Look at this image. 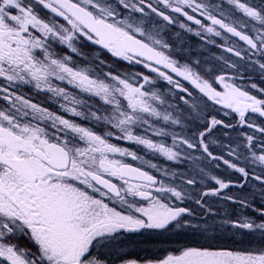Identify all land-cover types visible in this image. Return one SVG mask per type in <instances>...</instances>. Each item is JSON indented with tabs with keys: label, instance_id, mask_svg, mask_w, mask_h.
<instances>
[{
	"label": "snow or ice",
	"instance_id": "obj_1",
	"mask_svg": "<svg viewBox=\"0 0 264 264\" xmlns=\"http://www.w3.org/2000/svg\"><path fill=\"white\" fill-rule=\"evenodd\" d=\"M253 75L264 0H0V264H115L144 230L198 239L143 264H264Z\"/></svg>",
	"mask_w": 264,
	"mask_h": 264
},
{
	"label": "flooded vegetation",
	"instance_id": "obj_2",
	"mask_svg": "<svg viewBox=\"0 0 264 264\" xmlns=\"http://www.w3.org/2000/svg\"><path fill=\"white\" fill-rule=\"evenodd\" d=\"M45 14H46V13H44L43 11H41V15H45ZM191 43L196 44L197 41H196L195 39H191ZM89 51H92V48H91L90 46L84 48V52L87 53V52H89ZM115 67H117V68L120 69V70H125V69L127 68V66H126L125 64H123V63H119V62L116 63ZM130 70H132V71H145L144 69L139 68L138 66H137L136 68H134V69H130ZM251 82L257 83L260 87H264V83H261L260 80H259L255 75L252 76ZM161 86H162V87L164 86L163 83H161ZM248 90H249L252 94H254V95H259V94H258L257 92H255L254 90H251V89H248ZM24 91H25L26 93H28V94H32V93L29 91L28 88H24ZM35 99L38 100V101H40V102H42V103H44L45 106L54 107V105H49V104H48L47 99H46V97H45L43 94H40V95H38V96H35ZM214 114H216L218 118H220V119H225L226 121H232V120L234 119V115H233V116L225 117V116H223L222 113H220V112H218V111L215 112ZM251 118H252L253 120H256L257 122H259V119H258V117H257L256 115H253ZM177 130H178V129H177ZM245 131H250V130L245 129ZM113 142H118V141H113ZM119 143H121L122 146H130V147H131V145H128L126 142H119ZM161 161H162V159L160 158L159 160H156V161H154V162L162 163ZM128 162H130V163H138V162H133V161H131L130 159H129ZM162 164H163V163H162ZM173 166H174V165H173ZM237 238H238V237H237ZM177 246H180V244H178ZM177 246H176V247H177ZM239 247H242V245H239L238 248H239Z\"/></svg>",
	"mask_w": 264,
	"mask_h": 264
},
{
	"label": "rangeland",
	"instance_id": "obj_3",
	"mask_svg": "<svg viewBox=\"0 0 264 264\" xmlns=\"http://www.w3.org/2000/svg\"><path fill=\"white\" fill-rule=\"evenodd\" d=\"M170 142V141H169ZM162 159V158H161ZM161 162H164L163 159ZM170 163V162H169ZM150 237L154 238L157 242V244L159 245H174L176 243L169 241L168 239H163V234L160 232V231H156V230H146L145 231ZM136 237V236H134ZM133 239V237H132ZM229 239H230V234H224L222 235L217 241L216 243L220 244V245H224L225 243H229ZM132 240L130 242H124L122 241V243H120V245H118V250L117 252L118 253H126V252H129L131 251V249H134V244L135 242H132ZM188 242H191L190 240L188 241H185V243H188ZM203 242V241H201ZM143 243V242H142ZM235 244V243H234ZM144 245V244H143ZM237 245V247L239 246L238 244H235ZM121 262V261H120ZM119 262V263H120ZM116 264V263H115Z\"/></svg>",
	"mask_w": 264,
	"mask_h": 264
},
{
	"label": "trees",
	"instance_id": "obj_4",
	"mask_svg": "<svg viewBox=\"0 0 264 264\" xmlns=\"http://www.w3.org/2000/svg\"><path fill=\"white\" fill-rule=\"evenodd\" d=\"M137 243H142L141 241L137 242ZM145 245L140 244L138 247H134L133 249V253L136 254H140V258H144L145 254H146V249L144 248ZM150 246H152L154 249L156 248V246L154 244H151ZM149 249V248H148ZM151 251V250H150ZM134 255V257H135Z\"/></svg>",
	"mask_w": 264,
	"mask_h": 264
}]
</instances>
